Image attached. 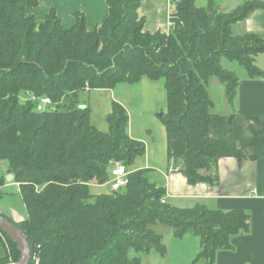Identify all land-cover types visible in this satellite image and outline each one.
<instances>
[{
    "label": "trees",
    "instance_id": "obj_1",
    "mask_svg": "<svg viewBox=\"0 0 264 264\" xmlns=\"http://www.w3.org/2000/svg\"><path fill=\"white\" fill-rule=\"evenodd\" d=\"M170 1L175 25L149 32L141 0H105L107 15L92 29L81 12L66 28L52 7L42 21L26 13L39 0H0V162L19 183L27 218L16 226L31 252L38 245V264H141L138 254L166 251L162 234L153 230L157 224L171 226L175 237H198V257L211 263L217 250L230 247L232 235L248 228L249 214L241 209L162 202L164 183L151 182L146 168H131L146 146L128 135L126 109L112 101L103 131L91 123L89 106L76 103L86 84L107 89L142 78L161 81L166 109L158 117L172 169L189 184H215L220 158L245 156L234 143L210 136L207 85L217 78L233 99L238 78L222 67V58L237 61L251 78L264 77L255 63L264 52V32H232L235 22L264 9V0H246L231 11L213 0L205 7ZM31 94L50 97L54 107L37 110ZM116 163L127 168L126 185L93 195L85 182H106ZM0 233V264L16 261L17 245ZM131 249L137 255L130 256Z\"/></svg>",
    "mask_w": 264,
    "mask_h": 264
},
{
    "label": "crops",
    "instance_id": "obj_2",
    "mask_svg": "<svg viewBox=\"0 0 264 264\" xmlns=\"http://www.w3.org/2000/svg\"><path fill=\"white\" fill-rule=\"evenodd\" d=\"M213 1L219 10L231 11L246 0ZM51 7L66 28L74 24L75 12L83 13L88 29L100 24L107 15L105 0H39L38 6L28 7L26 13L33 15L36 21H42ZM171 10L170 0H141L139 12L145 18L143 28L149 32L169 31ZM232 32L235 35L264 32V9L254 10L246 18L235 22ZM255 63L264 71V52L256 56ZM223 68L235 74L238 84L233 99L229 101L225 85L215 77L211 78L214 80L209 79L213 81L212 92L207 87L212 100L209 134L234 143L245 156L240 159L220 158L215 184H189L181 172L171 169L164 141L163 156L156 154L151 158L148 144L143 162L135 169L153 166L156 177L164 183L168 202L182 207L198 203L219 210L241 209L249 214V226L232 235L230 247L217 250L211 263L203 256L198 257L202 248L198 237L191 234L175 237L173 230L163 228L165 253L160 255L154 250L141 253V264H264V77L251 78L246 70L237 72L232 67ZM131 137L145 142L141 135ZM6 175L5 182L0 184V213L21 221L26 210L19 192L11 199L8 193L1 191L3 186L17 185L12 179L7 180ZM4 255L5 246L0 233V257Z\"/></svg>",
    "mask_w": 264,
    "mask_h": 264
},
{
    "label": "rangeland",
    "instance_id": "obj_3",
    "mask_svg": "<svg viewBox=\"0 0 264 264\" xmlns=\"http://www.w3.org/2000/svg\"><path fill=\"white\" fill-rule=\"evenodd\" d=\"M196 5L205 7L207 5L206 0H196ZM221 63L223 67H228V69L229 67H232L233 70L237 72L239 71L244 72L245 70L244 67L240 65L237 61L222 58ZM210 80H214V79H210ZM212 82L213 81H209L207 85L208 90L210 91L211 89V92H212V86H211ZM25 98H28L27 93L23 95L22 94L19 95V99L21 101H25L26 100ZM64 100L65 99H63L62 102L59 103V107H61L60 105L64 104L63 103ZM76 100H77L76 103L81 105V107L89 106L91 123L96 128L103 131H106L108 128V124L106 122V115L111 111V102L116 101L120 103L126 109L128 114V126H127L128 135L130 137L131 135L133 136L141 135L145 139V142L143 141L146 146L145 153L147 151V146L149 144L150 147L149 150L152 154V156H150L151 158L154 157L156 154H160L161 156H163L164 141L166 143V137H165L164 127L159 121L158 116H160V113L162 114V112H164L166 109V99L161 81H152L147 78H142L137 83H133V84L119 83L113 88H107V89L105 88L91 89L86 84L82 88V90L78 92L76 96ZM57 104L58 103H56L55 106H57ZM52 107H54V104H52ZM144 154L141 156H137L134 159L131 168L135 169V166H137V164L143 162ZM170 167L172 169V166ZM143 168H146V170H148L147 176L151 182L162 184L160 182L161 179H158L156 177L157 175L154 172L155 168L153 166L148 165L147 167H143ZM174 170L177 171L176 168H174ZM5 174H11L12 177L14 178L13 173L8 171L7 163L2 161L0 162V180L2 179V182H5V178H4ZM13 178L11 181L15 182L13 181ZM111 180L112 178H109L106 182L100 184L96 181V179H91L89 181H86L85 184L88 186L90 192L93 195H97L100 193L110 191L109 183ZM15 183L17 184L16 186L19 187V183L17 182ZM16 186L6 185L2 187L1 191L3 193H8V195H10L9 198L14 199L17 196L18 192L20 195V191L17 190ZM45 186L46 183L41 185H36V188L43 189ZM162 200L164 201L167 200V195H165V197H163ZM26 218H27V213L25 214L24 219ZM163 228H167V230L168 229L173 230L171 226L163 225V224H157L156 226L153 227V230L157 233L162 234L161 231L163 230ZM37 249H38V245L34 243L33 250L31 252L30 264H38L39 262V258H38L39 252L37 251ZM135 254L136 252L133 251L132 249L129 251L130 256H133ZM138 255L140 256V254Z\"/></svg>",
    "mask_w": 264,
    "mask_h": 264
},
{
    "label": "water",
    "instance_id": "obj_4",
    "mask_svg": "<svg viewBox=\"0 0 264 264\" xmlns=\"http://www.w3.org/2000/svg\"><path fill=\"white\" fill-rule=\"evenodd\" d=\"M161 115V113H160ZM7 180L12 179L11 174L6 175ZM19 221L8 218L0 213V231L11 239L18 247L19 257L16 261L8 264H30L31 249L27 237L17 226Z\"/></svg>",
    "mask_w": 264,
    "mask_h": 264
},
{
    "label": "built area",
    "instance_id": "obj_5",
    "mask_svg": "<svg viewBox=\"0 0 264 264\" xmlns=\"http://www.w3.org/2000/svg\"><path fill=\"white\" fill-rule=\"evenodd\" d=\"M174 25H175V22L172 20H169V26L173 27ZM30 99L37 101L36 109L39 111H43L47 109L48 107L52 106L53 104L52 100L48 96L37 97V96L31 95ZM127 173L128 171L125 165H123L122 163L115 164V167L111 170L112 180L109 183L110 191H117L118 189L126 185ZM163 201L164 200H162V202Z\"/></svg>",
    "mask_w": 264,
    "mask_h": 264
}]
</instances>
